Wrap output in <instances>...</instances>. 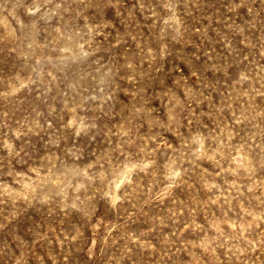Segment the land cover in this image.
<instances>
[{
    "label": "clouds",
    "instance_id": "clouds-1",
    "mask_svg": "<svg viewBox=\"0 0 264 264\" xmlns=\"http://www.w3.org/2000/svg\"><path fill=\"white\" fill-rule=\"evenodd\" d=\"M0 264H264V0H0Z\"/></svg>",
    "mask_w": 264,
    "mask_h": 264
}]
</instances>
